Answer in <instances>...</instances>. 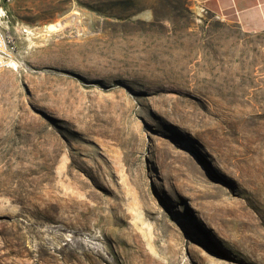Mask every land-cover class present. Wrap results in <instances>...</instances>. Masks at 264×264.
<instances>
[{"label": "rangeland", "instance_id": "obj_1", "mask_svg": "<svg viewBox=\"0 0 264 264\" xmlns=\"http://www.w3.org/2000/svg\"><path fill=\"white\" fill-rule=\"evenodd\" d=\"M0 2L26 62L0 69V264H264V32L196 0Z\"/></svg>", "mask_w": 264, "mask_h": 264}, {"label": "crops", "instance_id": "obj_2", "mask_svg": "<svg viewBox=\"0 0 264 264\" xmlns=\"http://www.w3.org/2000/svg\"><path fill=\"white\" fill-rule=\"evenodd\" d=\"M196 1L213 14L234 18L245 32H264V0Z\"/></svg>", "mask_w": 264, "mask_h": 264}, {"label": "built area", "instance_id": "obj_3", "mask_svg": "<svg viewBox=\"0 0 264 264\" xmlns=\"http://www.w3.org/2000/svg\"><path fill=\"white\" fill-rule=\"evenodd\" d=\"M12 0H7L10 2ZM10 15L8 8L0 2V69L10 68L15 71L25 69L24 54H21L19 48V36L10 29ZM24 33H30L31 30L24 26Z\"/></svg>", "mask_w": 264, "mask_h": 264}, {"label": "bare ground", "instance_id": "obj_4", "mask_svg": "<svg viewBox=\"0 0 264 264\" xmlns=\"http://www.w3.org/2000/svg\"><path fill=\"white\" fill-rule=\"evenodd\" d=\"M59 22H53V23H49V25H47V26H45L44 25V28H42L41 29V31H43V32H49L51 29H54V30H56V29H58V26H59ZM40 28V27H39ZM29 29H31V28H29ZM34 30V29H33ZM36 31V30H35ZM39 31V30H38ZM37 31V34L39 33ZM33 33V32H32ZM31 36V35H30ZM45 37V36H44ZM36 40V39H35ZM35 42V41H34ZM192 174H191V176H192V179H193V186L195 187V188H199V189H201L199 186H201V187H203V186H205L202 182H204L205 181V179L204 178H202V177H199L197 174H196V172H194V171H190ZM201 191H203V192H205L206 193V190H203V189H201ZM210 193V192H209ZM207 194V193H206ZM210 194H213V193H210ZM209 194V195H210Z\"/></svg>", "mask_w": 264, "mask_h": 264}]
</instances>
